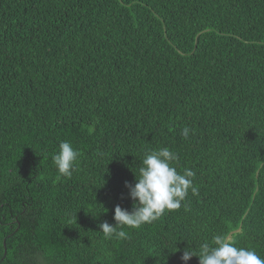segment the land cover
Instances as JSON below:
<instances>
[{
	"label": "trees",
	"instance_id": "1",
	"mask_svg": "<svg viewBox=\"0 0 264 264\" xmlns=\"http://www.w3.org/2000/svg\"><path fill=\"white\" fill-rule=\"evenodd\" d=\"M165 147L198 194L106 238ZM215 235L264 258V0H0V264H183Z\"/></svg>",
	"mask_w": 264,
	"mask_h": 264
},
{
	"label": "clouds",
	"instance_id": "2",
	"mask_svg": "<svg viewBox=\"0 0 264 264\" xmlns=\"http://www.w3.org/2000/svg\"><path fill=\"white\" fill-rule=\"evenodd\" d=\"M189 134L190 129L185 127L182 135L188 138ZM77 156L70 142L62 141L59 144V151L52 157V161L61 176L71 178ZM176 160V154L166 147L146 153L138 175L134 174L135 183L125 182L128 196L133 202L131 210L117 205L113 216L115 224L105 221L99 225V232L109 239H127L125 228L139 229L158 220L166 211L179 210L189 190L197 195L198 189L193 184L195 172L186 168L182 174L179 173L172 166ZM117 228L120 230L117 231ZM212 244L214 246L202 244L199 251L185 249L181 261L187 264L195 256L199 258V264H264V258L254 250L237 247L226 235H215Z\"/></svg>",
	"mask_w": 264,
	"mask_h": 264
},
{
	"label": "water",
	"instance_id": "3",
	"mask_svg": "<svg viewBox=\"0 0 264 264\" xmlns=\"http://www.w3.org/2000/svg\"><path fill=\"white\" fill-rule=\"evenodd\" d=\"M4 246H5V243H4Z\"/></svg>",
	"mask_w": 264,
	"mask_h": 264
}]
</instances>
